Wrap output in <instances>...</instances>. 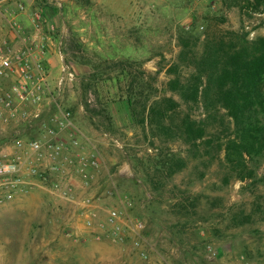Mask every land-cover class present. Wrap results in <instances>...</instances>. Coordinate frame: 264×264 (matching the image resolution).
Here are the masks:
<instances>
[{
    "label": "rangeland",
    "instance_id": "374dc122",
    "mask_svg": "<svg viewBox=\"0 0 264 264\" xmlns=\"http://www.w3.org/2000/svg\"><path fill=\"white\" fill-rule=\"evenodd\" d=\"M111 4L0 0V50L18 47L25 32L47 37L61 52L73 79L65 80L60 101L82 127L71 152L98 162L84 177L78 157H71L73 187L64 197L44 169L46 154L26 159L25 183L10 198L0 194V264H264V156L250 161L255 177L241 181L210 146L205 154L199 143L192 157L181 138L145 120L152 100L171 94L169 66L190 74L187 61L200 56L207 32L264 36V0ZM74 62L86 69L74 70ZM62 74H51V84ZM7 84L0 82V94ZM173 96L181 102L180 115L202 117L199 107ZM29 124L22 110L11 116L0 104L1 160L13 151L16 133L36 136ZM35 163L42 169L33 174L28 164ZM112 209L120 216L114 224L108 220Z\"/></svg>",
    "mask_w": 264,
    "mask_h": 264
},
{
    "label": "trees",
    "instance_id": "16d2710c",
    "mask_svg": "<svg viewBox=\"0 0 264 264\" xmlns=\"http://www.w3.org/2000/svg\"><path fill=\"white\" fill-rule=\"evenodd\" d=\"M185 58L181 56L183 61ZM187 65L192 72L186 76L176 74V64L169 66L172 76L166 90L171 94L155 97L145 120L181 138L192 157L199 155V143H203L205 154H209V146L222 154L236 178H254L250 161L264 156V36L248 40L245 34L231 31L226 35L207 32L202 53ZM134 83L138 84L133 80L127 88L131 105ZM173 94L188 108L199 107L202 117L196 120L190 113L180 115L177 108L181 102ZM146 107L144 101L142 109Z\"/></svg>",
    "mask_w": 264,
    "mask_h": 264
},
{
    "label": "built area",
    "instance_id": "2783aa9c",
    "mask_svg": "<svg viewBox=\"0 0 264 264\" xmlns=\"http://www.w3.org/2000/svg\"><path fill=\"white\" fill-rule=\"evenodd\" d=\"M19 35L18 47L9 46L0 50V82L8 80L7 86L1 89L0 104L11 116L22 110L29 117V127L35 128L36 136L16 133L11 138L13 151L6 160L0 159V194L4 198L12 197L25 183L26 159L39 160L46 154L50 161L44 169L54 178L53 185L59 187L61 194L67 197L73 187L71 157H78L77 171L84 177L87 170L98 165L93 155L71 152V148L78 144L75 132L81 133V130L75 126L73 113L61 103L60 96L65 80L73 79V72L63 67V74L54 85L51 84L43 38L35 39L25 32ZM65 133L69 134V139L64 137ZM28 165L29 172L33 174L42 169L40 163ZM82 204L85 206L86 202ZM108 220L112 224L119 221L118 211L110 210ZM86 223L92 224L90 217ZM133 223L136 228L142 227L138 219H134ZM119 233L113 231L115 235Z\"/></svg>",
    "mask_w": 264,
    "mask_h": 264
},
{
    "label": "crops",
    "instance_id": "0c3cea01",
    "mask_svg": "<svg viewBox=\"0 0 264 264\" xmlns=\"http://www.w3.org/2000/svg\"><path fill=\"white\" fill-rule=\"evenodd\" d=\"M120 1L121 0H111V2H112L111 7H116V8L119 7L120 6ZM133 13L134 12L132 11V14ZM59 14L61 16L64 15V10H63L62 7L59 8ZM63 26H64V24H63ZM44 37L45 36L42 37L43 41L45 43V54H44V57H45V60H46L45 62H46L48 74H49V76H52L51 74H62L63 67H65V66L68 67V66H67V64L64 62V60L62 58L61 52L58 51L56 53L55 50L52 47H50L51 46V41H48L49 39L47 40V37H45V39H44ZM77 64H78L77 62L76 63L74 62L73 66H72V68L74 70L75 69H77V70L78 69H82V70L86 69V66H84V65H79L78 66ZM74 119L75 118L73 117V120ZM74 124H75L76 127H78L80 129L81 126H79V124H77V122L75 120H74ZM96 124L97 123L94 124V123H92L90 121L89 126H91V128L94 131H98L99 130L98 129V125H96Z\"/></svg>",
    "mask_w": 264,
    "mask_h": 264
}]
</instances>
